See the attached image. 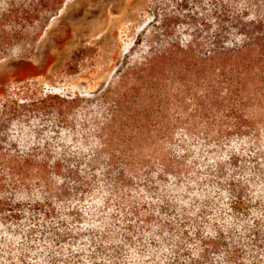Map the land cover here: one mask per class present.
Here are the masks:
<instances>
[{
    "label": "trees",
    "instance_id": "16d2710c",
    "mask_svg": "<svg viewBox=\"0 0 264 264\" xmlns=\"http://www.w3.org/2000/svg\"><path fill=\"white\" fill-rule=\"evenodd\" d=\"M68 1L0 0V61ZM237 2L124 63L99 100H0V264H264V190L234 178L262 160L264 3Z\"/></svg>",
    "mask_w": 264,
    "mask_h": 264
},
{
    "label": "rangeland",
    "instance_id": "374dc122",
    "mask_svg": "<svg viewBox=\"0 0 264 264\" xmlns=\"http://www.w3.org/2000/svg\"><path fill=\"white\" fill-rule=\"evenodd\" d=\"M214 1L227 3L187 0L182 10L179 0H69L31 54L23 57L18 50L0 61V100L24 86H30L38 96L99 100L124 63L140 62L149 52L168 44L189 42ZM254 3L263 4L264 0L249 4ZM246 4L238 0L233 10H244ZM189 18L198 20L197 27L187 25ZM168 20L174 25L166 30ZM82 51L84 55L74 60V54ZM261 147L259 165L247 161L234 177L241 175L244 182L252 184L251 191L264 190V141ZM198 163L202 164L201 159ZM225 170L227 177L235 174L230 166Z\"/></svg>",
    "mask_w": 264,
    "mask_h": 264
}]
</instances>
